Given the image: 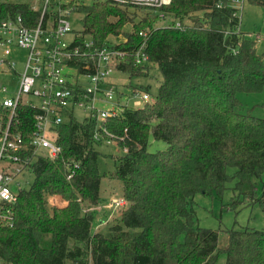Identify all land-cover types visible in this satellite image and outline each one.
Instances as JSON below:
<instances>
[{"label":"trees","instance_id":"16d2710c","mask_svg":"<svg viewBox=\"0 0 264 264\" xmlns=\"http://www.w3.org/2000/svg\"><path fill=\"white\" fill-rule=\"evenodd\" d=\"M73 1L84 13L77 37L82 51L89 34L95 46L124 53L116 69L143 77L156 64L161 81L156 94L149 84L133 86L152 100L101 124L71 111L56 126L60 156L32 158L13 184L18 196L10 205L11 223H0V258L11 264H214L224 251L225 264H264V228H229L221 248L219 231L200 225L194 207L196 194L220 196L234 178L239 197L264 211V115L254 110L264 104L248 107L242 100L243 93L264 91V58L241 28L234 0ZM249 1L264 7V0ZM33 3L1 1L0 21L21 13L35 24L40 11ZM129 8L142 12L139 20ZM167 17L169 23L157 22ZM127 24L131 30H124ZM122 34L120 42L110 41ZM139 50L146 60L136 61ZM85 60L72 64L82 69ZM16 112L11 132L24 135L27 147L20 154L32 155L36 109L20 103ZM9 113L0 105V131ZM110 135L127 147L110 172L122 181L124 209L102 232L93 229L102 178L98 158ZM151 137L167 146L151 150ZM57 197L65 206L56 205Z\"/></svg>","mask_w":264,"mask_h":264},{"label":"built area","instance_id":"2783aa9c","mask_svg":"<svg viewBox=\"0 0 264 264\" xmlns=\"http://www.w3.org/2000/svg\"><path fill=\"white\" fill-rule=\"evenodd\" d=\"M135 1L160 5L171 0ZM240 2L234 0L236 6ZM33 8L40 11L39 21L35 24H27L21 13L0 21V47L4 51V57L0 58V69L15 71L18 75L16 90L0 104L10 109L9 121L0 131V223L12 219L10 205L18 196L13 184L26 164L36 156H44L52 161L60 156L62 148L57 142L55 128L68 113L79 109L85 115L95 117L101 124L108 117L120 115L127 106L137 107L148 101V92L143 90L133 95L136 98L129 103L121 102L118 86L109 80L120 56L124 54L118 48H113V45L98 47L93 40L84 38L86 49L82 51L77 39L80 33H76L70 42L65 39L73 31L70 22L71 13L76 10L73 0H34ZM238 10L239 7L235 14H238ZM256 37L261 38L260 35ZM13 47L26 50L20 70H17L16 61L11 56ZM81 57L88 60L79 69L77 64L72 63H77ZM146 59L147 56L139 50L136 61ZM6 89L0 83V90ZM32 98H37L38 102ZM20 103L36 109L33 131L30 133L32 155L20 154L27 147L23 143L24 135L19 131L11 132L13 121H17L16 110ZM109 142L120 146L118 137L114 135H110ZM121 150L127 152V147H121ZM74 167H80V163L75 162ZM114 202L115 206L124 203L123 200Z\"/></svg>","mask_w":264,"mask_h":264},{"label":"rangeland","instance_id":"374dc122","mask_svg":"<svg viewBox=\"0 0 264 264\" xmlns=\"http://www.w3.org/2000/svg\"><path fill=\"white\" fill-rule=\"evenodd\" d=\"M4 1V0H0ZM22 1V0H16ZM92 0H86L85 2H91ZM239 7L238 14L241 20V28L246 32V35L256 42V47L258 53L263 55L264 58V7L250 2L249 0H241L237 4ZM129 13L136 20H139L142 12L134 8H129ZM137 13L134 16L133 12ZM83 17L84 13L79 10H75L71 13L70 22L73 31L68 33L65 39L70 42L76 33L83 32ZM171 21L170 17L165 19L161 18L157 22L162 24L169 23ZM132 24H127L124 26V30H131ZM256 35H260L261 38L257 39ZM85 40L91 41V36L89 34L84 35ZM124 35L120 36H110V41L113 43L120 42L123 40ZM12 59L16 61L17 70H20L22 63L25 60L26 50L20 47H13L11 52ZM4 57L3 48L0 47V58ZM111 81H114L118 85V94L122 103L127 104L129 101L136 97L133 92L138 91L139 93L143 91L141 88L138 90L133 88L137 84L150 85V91L156 94L158 91V86L161 81V75L159 68L156 64H152L149 76L143 77H130L129 74L123 70L115 69L109 77ZM18 75L15 71H1L0 69V83L7 87V89L0 90V104L4 98L11 96L17 88ZM148 92V91H147ZM132 94V95H131ZM148 99L152 100V95L148 92ZM34 102H38L37 98H32ZM242 100L249 107L256 103L264 104V91L261 93H243ZM255 113L258 115H264L263 107H255ZM76 115L79 118L85 116V112L77 109ZM167 144L162 140H154L153 137L150 138V149L155 150L159 148H165ZM102 154L98 158V164L100 172L102 173L101 186H100V201L98 203L99 207L96 210V222L93 224L94 230H99L106 232L108 230L107 224L110 219V223L113 217L118 216L124 209V206L118 205L114 208L112 202L118 201L122 202L123 198V184L122 181L117 177H112L110 172L114 169V158L122 155V150L120 146L113 145L109 142V139H105L103 144L100 146ZM235 171L234 167H229L228 172L233 174ZM70 177V176H69ZM236 179L228 181L227 188L224 190L222 195L209 196L203 193H198L195 196V209L197 211V216L200 225L204 227H210L217 229L219 231V245L221 248L226 247L228 242L227 229L229 228H242L250 227L261 229L264 228V211L258 202L248 201V199H243L239 197L238 191L233 187L235 186ZM258 193L261 191L260 184L257 185ZM58 198L60 202H58ZM54 199L57 206H65L63 200L60 197ZM239 198V199H238ZM115 203V202H114ZM113 204V207H111ZM104 219V224L99 226V220ZM108 222V223H109ZM226 254L224 251L219 253V256L214 264H225ZM0 264H11L0 258Z\"/></svg>","mask_w":264,"mask_h":264}]
</instances>
